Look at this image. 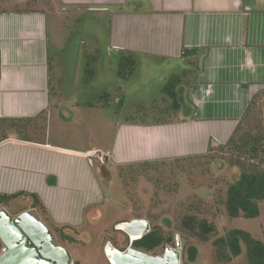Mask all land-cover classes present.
Returning a JSON list of instances; mask_svg holds the SVG:
<instances>
[{"label":"crops","instance_id":"0c3cea01","mask_svg":"<svg viewBox=\"0 0 264 264\" xmlns=\"http://www.w3.org/2000/svg\"><path fill=\"white\" fill-rule=\"evenodd\" d=\"M47 1L26 8L31 0H0V119L39 118L42 125L37 138L20 139L12 131L0 138V194H34L53 224L77 228L107 212L98 172L107 179L109 167L200 156L209 143L224 144L264 88V0H56L63 8L105 12L106 50L115 59L124 50L140 64L167 61L195 71L180 90L183 113L174 120H119L101 147L67 144L76 130L67 135L65 126H79L78 104L84 103L55 86ZM183 48L194 52L182 56ZM13 198L24 208L19 213L40 219L32 197ZM127 215L117 219L143 218Z\"/></svg>","mask_w":264,"mask_h":264},{"label":"rangeland","instance_id":"374dc122","mask_svg":"<svg viewBox=\"0 0 264 264\" xmlns=\"http://www.w3.org/2000/svg\"><path fill=\"white\" fill-rule=\"evenodd\" d=\"M31 2L24 7L38 6L37 0ZM45 10L55 86L62 85L63 97L71 99L74 95L75 99L84 103L78 104L83 112L79 126H65L67 135L76 130L74 137L63 140L65 143L83 147L93 143L92 146L101 147L111 141L114 125L119 120L141 122L166 119L167 114L161 110L169 104L161 102L166 98L170 103L171 98L162 91V87L170 76L181 73L179 63L153 60L140 64L139 60L138 63L135 60L138 65H135L134 71L119 77L116 75L120 69L119 60L106 50L108 25L105 12H84L85 7L82 6L63 8L56 0H48ZM133 57L135 59V55ZM86 70L91 71L90 77ZM73 84L77 86L74 91ZM179 86L177 90H181ZM117 99L119 102H116ZM182 113L181 110L178 114ZM168 114L169 118L177 115L171 110ZM243 115L235 138L248 132L264 134V88ZM36 122L37 130L33 129V123L27 128L28 136L32 138L38 137V130L42 127L39 118ZM11 131L8 123L0 121V138ZM236 155V151L227 147H217L210 154L175 162L168 159L166 163L158 162L145 168H140V164L132 170L126 164L109 167L110 176L107 179L98 172L99 182L109 202L107 212L105 210L101 217L92 220L88 218L77 227L74 241L60 238L48 222L45 224L54 236V243L64 246L69 252L71 264H111L103 249L113 230L119 229L117 226L122 223L113 212L122 213L119 217L126 214L128 217L157 216L161 222L165 219L173 224L178 223L186 213H196L212 221L215 232L207 240L189 238L197 251L186 264H245L244 252L231 262H218L213 255L212 244V238L231 228L244 229L264 243V199L258 202V215L255 217L240 215L230 218L225 213L224 190L238 175V167L232 165ZM21 207L18 199L12 198L6 205H0V210L15 216L24 209ZM179 240L182 254V242ZM171 247H175V243ZM3 249L0 241V253ZM156 252L162 254L160 248Z\"/></svg>","mask_w":264,"mask_h":264},{"label":"trees","instance_id":"16d2710c","mask_svg":"<svg viewBox=\"0 0 264 264\" xmlns=\"http://www.w3.org/2000/svg\"><path fill=\"white\" fill-rule=\"evenodd\" d=\"M193 52L194 49L183 48L181 54L182 56H187L193 54ZM118 60L120 69L116 72L117 76L125 77L127 74H131L134 71L136 62L132 52L120 50ZM86 72L88 77H90L91 71L86 70ZM194 75L195 71L192 68H185L180 74L170 76V79L162 87V91L171 98L169 106H167V108L164 107L166 109L161 110L164 114H167V117L166 119L153 120L154 122L172 121L177 117V115L171 116L170 118L168 117L170 115L168 114V110H171L175 114L182 109V104H180L179 101L180 90H177L176 88L181 85L179 87H182L185 90V87L189 85V82ZM259 93L260 92L253 96L244 113L250 108ZM184 105L186 106L185 108H188L190 111L193 110L192 104ZM171 115H173V113ZM186 117L188 116H184V118ZM0 121L8 123L12 132H14L20 139H27V137L30 138V136H28L27 128L30 123H36V121L33 122L32 119L24 118H3L0 119ZM239 123L240 120L224 144L209 143V147L205 153L210 154L213 150H216L217 147L219 149L227 147L229 150L237 152L236 159L234 162L232 161V165L238 167V175L234 180H231L227 184L224 190V209L226 215L230 218L238 217L240 215L244 217L257 216L258 202L264 199V134L248 132L244 134V136L235 138L234 135L238 133L239 130ZM33 127L34 129H37L36 124ZM4 131L6 132L7 129ZM6 138L7 135H4L1 140ZM188 158L190 157L173 158L172 160L175 162ZM167 161L168 159L141 161L129 163L126 164V166L132 170L136 164H140V168H145L148 165L152 166L154 163H166ZM18 195H23L25 197L30 196L33 198V203H31L30 207L35 208L39 212L40 219L44 223L48 222L60 238L69 241L75 240L74 235L77 228L69 224L56 225L49 222L48 218L44 216L45 210L43 206L38 202L37 197L34 194L24 192H17L9 195L0 194V205H6L10 199ZM143 218L149 221L150 231L142 235L140 238L134 239L130 246L152 255H158L159 253L156 252V250L160 248L163 253L165 246H174L175 235H178L182 242L181 258L183 264H186L188 259L193 258L197 251L193 242H191L189 238L194 239V241L207 240L215 232L214 223L207 217L198 216L196 213L184 214L176 224H173L170 220L165 221V219L161 222L160 218H157V216ZM109 242L113 247L118 248V250H125L129 246L128 235L122 229L115 228ZM212 244L213 255L218 262H231L236 256L244 252L246 258L245 264H264V243L260 239L254 238L244 229L231 228L222 235L212 238Z\"/></svg>","mask_w":264,"mask_h":264},{"label":"water","instance_id":"95a60500","mask_svg":"<svg viewBox=\"0 0 264 264\" xmlns=\"http://www.w3.org/2000/svg\"><path fill=\"white\" fill-rule=\"evenodd\" d=\"M123 223L122 230L131 238H140L150 231L147 219L134 218ZM53 240L47 225L30 211L11 216L6 210H0V241L4 246L0 264H71L67 249ZM104 253L107 261L116 264H183L178 235H175V247L165 246L161 255H152L131 246L118 250L110 242H106Z\"/></svg>","mask_w":264,"mask_h":264},{"label":"bare ground","instance_id":"6f19581e","mask_svg":"<svg viewBox=\"0 0 264 264\" xmlns=\"http://www.w3.org/2000/svg\"><path fill=\"white\" fill-rule=\"evenodd\" d=\"M123 224H124V223H120V224H118V226H117V227H118L119 229H122V227H123ZM133 238L135 239V238H137V237H135V236H132V239H133ZM108 262H109V263H111V264H116V263H115V262H113V261H108Z\"/></svg>","mask_w":264,"mask_h":264},{"label":"built area","instance_id":"2783aa9c","mask_svg":"<svg viewBox=\"0 0 264 264\" xmlns=\"http://www.w3.org/2000/svg\"><path fill=\"white\" fill-rule=\"evenodd\" d=\"M128 237H129V246H130L131 242H132L134 239H132L130 236H128Z\"/></svg>","mask_w":264,"mask_h":264},{"label":"flooded vegetation","instance_id":"af4514ba","mask_svg":"<svg viewBox=\"0 0 264 264\" xmlns=\"http://www.w3.org/2000/svg\"><path fill=\"white\" fill-rule=\"evenodd\" d=\"M134 239V238H133ZM105 247V246H104ZM104 250V249H103ZM105 254V253H104Z\"/></svg>","mask_w":264,"mask_h":264}]
</instances>
